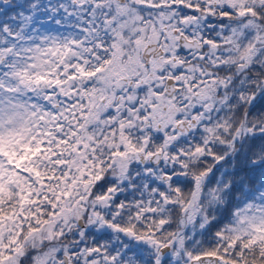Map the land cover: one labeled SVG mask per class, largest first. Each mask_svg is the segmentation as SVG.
I'll return each instance as SVG.
<instances>
[{
  "label": "snow or ice",
  "instance_id": "1",
  "mask_svg": "<svg viewBox=\"0 0 264 264\" xmlns=\"http://www.w3.org/2000/svg\"><path fill=\"white\" fill-rule=\"evenodd\" d=\"M0 264H264V0H0Z\"/></svg>",
  "mask_w": 264,
  "mask_h": 264
}]
</instances>
